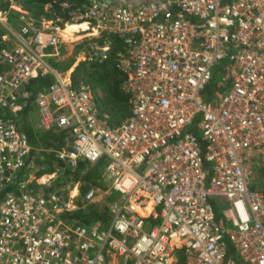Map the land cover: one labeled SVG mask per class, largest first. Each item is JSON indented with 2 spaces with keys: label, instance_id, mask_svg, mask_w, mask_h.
<instances>
[{
  "label": "built area",
  "instance_id": "built-area-1",
  "mask_svg": "<svg viewBox=\"0 0 264 264\" xmlns=\"http://www.w3.org/2000/svg\"><path fill=\"white\" fill-rule=\"evenodd\" d=\"M20 17L0 46V264H264V188L250 187L264 157V0H86L74 12L91 28L80 53L111 56L124 75L130 112L116 124L83 79L49 62L62 27ZM30 110L41 130L67 128L54 150L63 168L104 160V191L118 197L101 218L61 216L100 201L96 188L32 186L43 175Z\"/></svg>",
  "mask_w": 264,
  "mask_h": 264
},
{
  "label": "rangeland",
  "instance_id": "rangeland-1",
  "mask_svg": "<svg viewBox=\"0 0 264 264\" xmlns=\"http://www.w3.org/2000/svg\"><path fill=\"white\" fill-rule=\"evenodd\" d=\"M117 2H129V3H139V2H145L147 0H115ZM86 2V1H85ZM84 2V3H85ZM83 3V4H84ZM62 4L64 6H69L70 3L67 0L62 1ZM82 4V7H83ZM50 4L46 3L43 6L44 10L49 11L50 10ZM82 7L75 6L71 9H69L70 16L67 20L63 19V17H54V18H46L44 14H41V18L50 19L53 24H59L62 27V38L63 40L58 43L56 46H51L47 48V51L49 52H56L54 55H48L47 58L49 62L52 63L53 61H59L64 64H70V72L72 70H76L75 78L77 79H83L85 84L92 90L94 93L96 99L98 100V103L103 102V100L106 97L110 96L111 88L108 87V83L112 81V77L115 79L117 78V75H113L114 71L110 68V64L112 60L105 59L104 61H97L89 59L86 56H83L80 51L86 44V42L91 37V28L88 29H64L66 24H85V22H79L80 19L74 18V12L80 10ZM9 9L16 10L17 13L10 12ZM21 14H24L26 17H33L36 18L32 12V10L24 4L22 0H0V41H6V40H12L13 32H17L19 29V25L22 22V19L20 17ZM35 20V19H34ZM83 27V28H85ZM112 65V64H111ZM216 64L212 66V72H213V78L211 79V83H209L211 88V85L213 86L216 81L221 77V73L215 70ZM121 86V84H120ZM119 111V110H118ZM116 111V112H118ZM104 114L108 117H113L114 115L106 111ZM108 117V118H109ZM28 120V122L33 125L37 130H41L37 126V117L34 110H30L28 116L25 118ZM56 148H54L52 145H49L48 147L44 146H38L36 150L38 151L35 155V158L37 156H40L42 158L40 161H35L32 166V173L37 174L38 170H43L48 166L47 160H45L44 155H39L40 151L43 152L44 150H52L54 151ZM34 157V156H33ZM34 158V159H35ZM57 161V159L55 158ZM55 162V161H54ZM58 162V161H57ZM105 162H103L98 169V172H100V176H98L97 184L99 186H91L93 188H96L101 192L100 198L102 199L103 196V189L100 188L101 184L103 182H107L109 185L110 182L105 176H103V168H104ZM93 166L92 163H89L85 167L81 168L79 171L78 177H74V174H65L64 171L60 167H54L53 171L50 172H44L42 173V179L40 182L37 181V185L33 184L32 186L40 191H48V190H62L63 192L67 193L70 191H74V187L77 186L80 192V186L84 184L85 186L88 185V183L81 178V174L84 173L89 167ZM74 170V169H73ZM260 187L264 188V157L259 159V162L256 163L252 170L251 174V182L250 187ZM213 203L215 204V211H216V217L222 215L223 212V205L219 203V200L216 198H213ZM225 225L230 226V222L228 220H225Z\"/></svg>",
  "mask_w": 264,
  "mask_h": 264
},
{
  "label": "trees",
  "instance_id": "trees-1",
  "mask_svg": "<svg viewBox=\"0 0 264 264\" xmlns=\"http://www.w3.org/2000/svg\"><path fill=\"white\" fill-rule=\"evenodd\" d=\"M24 4H26L33 12L34 16L36 18L35 21L40 20L41 14H44L46 18H54V17H63V19L67 20L70 16L69 9L80 6L82 7V4L86 0H67L70 5L64 6L62 4V1L64 0H22ZM49 3L50 4V10H44L43 6L44 4ZM10 12L17 13L16 10L9 9ZM33 18V17H32ZM85 27V24H66L64 29H80ZM114 38V48L117 47V45L120 43L118 38L113 36ZM4 44V41H0V46ZM107 60H112L110 64V68L112 71H114L113 75H117V78L112 77V81L108 83V87L111 88V93L109 97H106L103 102L98 104V110L100 114H104V112L109 111L114 116L109 117V121L111 124H116L120 122L122 119H124L130 112V102L128 94L125 93L120 84L122 79L124 78L123 73L115 66L113 59L110 57L106 58ZM52 65L60 70H66L70 68V64H64L59 61H53ZM76 70L71 71V75L73 79L76 81L77 78H75ZM52 80L51 74H43L39 75L37 77H34L28 81L26 84L27 89H29L32 93L35 92L37 89H39L43 85H47ZM210 85L208 84L204 90V93L209 94ZM119 110V111H118ZM118 111V112H116ZM25 112V111H24ZM24 128L27 132L28 138L30 143L33 145V148L31 150V155L35 158L36 153L38 152L36 148L38 146H44L48 147L49 145H52L54 148H59L65 143L64 136L67 134L68 130L67 128L57 129V128H51L48 130H37L33 125H31L29 122H24ZM44 155L45 160L48 162V166L43 170H38L36 175H40L44 172H50L54 170V167H60L62 171H64L65 174H74V177H78L79 170L86 165L89 164V162L82 160L79 165L73 169H66L61 166V163L55 160V151L52 150H44L43 152L40 151L39 155ZM42 158L40 156H37L34 160L40 161ZM55 161V162H54ZM104 162L103 159H99L98 161L92 163L93 166L89 167L84 173L81 174V178L84 179L88 185L85 186L82 184L80 186V192H84L87 188H90L91 186H99L97 183V177L100 176V172H98L99 166ZM32 184L37 185L38 183L35 181H32ZM108 187L107 182H103L100 186V188L103 189V191ZM43 191V192H49ZM118 197V193L115 190H107L104 191L102 199L100 201H94L89 203L85 208L76 209L70 212H66L61 214V216L67 220L71 221H79V222H91L97 218H101L102 213L107 208V203L111 200H114Z\"/></svg>",
  "mask_w": 264,
  "mask_h": 264
},
{
  "label": "bare ground",
  "instance_id": "bare-ground-1",
  "mask_svg": "<svg viewBox=\"0 0 264 264\" xmlns=\"http://www.w3.org/2000/svg\"><path fill=\"white\" fill-rule=\"evenodd\" d=\"M42 179V178H41ZM147 209L149 208V204L147 205V207H146Z\"/></svg>",
  "mask_w": 264,
  "mask_h": 264
}]
</instances>
